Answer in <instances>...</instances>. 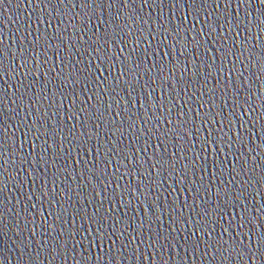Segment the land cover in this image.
I'll return each instance as SVG.
<instances>
[{
  "label": "water",
  "instance_id": "1",
  "mask_svg": "<svg viewBox=\"0 0 264 264\" xmlns=\"http://www.w3.org/2000/svg\"><path fill=\"white\" fill-rule=\"evenodd\" d=\"M0 264H264V0H0Z\"/></svg>",
  "mask_w": 264,
  "mask_h": 264
}]
</instances>
